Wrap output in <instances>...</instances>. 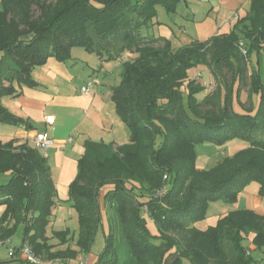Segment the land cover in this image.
Wrapping results in <instances>:
<instances>
[{"label": "trees", "instance_id": "1", "mask_svg": "<svg viewBox=\"0 0 264 264\" xmlns=\"http://www.w3.org/2000/svg\"><path fill=\"white\" fill-rule=\"evenodd\" d=\"M180 1H1L0 122L28 125L2 98L20 95L16 85L36 87L37 66L51 57L69 60L72 49L82 47L106 60L127 57L112 99L130 130V142H85L69 186L79 214L78 249L54 250L68 243L69 230L54 232L58 244L46 236L57 192L47 157L27 143L0 141V173L12 174L0 185V205H7L0 238H11L22 227V244L29 242L50 263L76 259L90 252L103 226L102 205L108 204L116 224L105 233V248L92 264H183L184 258L192 264H264L243 245L252 233L255 247L264 252V215L255 210L231 211L208 230L195 226L210 202H236L253 180L264 195V78L256 66L248 74L253 52L264 48V0H251L249 12L229 31L206 40L173 47L165 36L143 33L159 5L176 13ZM198 66H206L216 84L204 98L197 94L207 87L189 73ZM237 84L261 92L256 114L235 111ZM158 137L162 143L157 146ZM233 139L248 146L209 169L197 165V145H224ZM159 189L162 193L156 195ZM169 230L182 232V240ZM0 264L32 263L17 250Z\"/></svg>", "mask_w": 264, "mask_h": 264}, {"label": "crops", "instance_id": "2", "mask_svg": "<svg viewBox=\"0 0 264 264\" xmlns=\"http://www.w3.org/2000/svg\"><path fill=\"white\" fill-rule=\"evenodd\" d=\"M1 1L2 0H0V10L2 7ZM209 1H211V8L217 11L219 15H222V17L225 18L226 22H228V20L232 18V16L236 13L240 14V17L247 14L250 10L251 4V0ZM184 2H187V0H181L179 2V5H182ZM179 5L177 13L181 11ZM226 22L224 23V25L226 24ZM231 27L232 26H230L229 29L226 30L224 29L225 26H220L213 35L219 32L229 31ZM166 35L167 36L165 37L170 39L169 36H171V31L168 30V33ZM181 40L180 43H174L172 40L171 42L174 46L177 47L180 46V44L185 45L192 41L191 38H185ZM79 48L82 47H77V49ZM74 49L75 47L72 49V56L69 60H66L64 62H57L56 60H52V58H49L44 66H40L43 67L41 68L43 69L42 71L47 73V76L50 77V80H47L48 82L42 81V77L37 75V69L35 68L33 71V77L38 82V85L36 87L16 85L17 90L20 91V95L4 96L2 98V104L10 112L23 118L28 125L24 124L16 126L0 122L1 132L5 128L4 125H11L10 127L6 128V133H0L3 134L0 135L3 136L0 137V141L7 142L14 139L17 141V144L27 143L29 146L35 148L33 140L38 132H47L54 140V144L49 150V156L47 157L48 164L51 169L52 178L55 182L57 190L54 197L55 203L52 208L57 207V199H60V201L64 203H69L72 206V201L69 197V186L76 177L78 160L84 152V145L86 141L91 140L96 142H108L109 140H112L111 142H114L117 138L119 141L124 142V139H121L122 133H119L118 135V133L115 132L118 127L120 128L118 132L122 131L123 126L122 124H120L118 118L114 116L115 102H113L112 98L110 97L112 96V87L117 84L109 87L111 88V90H109V88L104 87V81L102 80L99 81L98 84H96L95 89L93 88L94 90H91L90 93L82 94L80 92V88L85 85L84 83L80 85L81 87L77 86L76 91L74 92V88L70 85L69 79H67L66 82H63V80L61 79L67 75L64 72H68V69H70V65H72V63H74V65H72V68L74 70L77 69L79 63L76 62V60L79 59V56L85 58L83 59V62H86L88 64L87 68L83 67L84 71L88 70V67L90 68L91 63L96 61V58L92 52H89L84 48L83 49L86 52H80V50L74 52ZM122 57L123 59H119L124 62L126 60V57ZM98 58L100 63V70L103 71L104 68H107V66L110 65V61L99 56ZM105 74H108L107 70ZM43 84H46L47 86H49V88L44 87ZM40 88L44 90H41ZM107 111L108 113H110L111 118H109ZM47 115L54 116L55 120L53 124L47 123V121L45 120V117ZM104 121L110 122V126L105 127L106 125H103ZM112 138L115 139L113 140ZM237 151L233 152L236 153ZM233 152L227 156L233 155ZM9 174V172L0 173V183L7 182L10 179ZM59 188L63 190L61 198L58 197ZM241 197L243 198L244 205H242V207L239 206L240 208L252 209L257 213L260 212L259 214L264 215V204L262 200H258V198H255L253 194L245 190L242 192V196L240 195V199ZM64 203L60 205L62 206ZM13 223L14 221L11 220L7 224L9 225V227H11ZM18 232L21 233V237L19 241H16V234ZM10 239L13 246L19 247L23 241L22 227H19ZM49 242L53 244L59 243L55 242V240L52 239H50ZM67 246L70 245L66 243L64 245H61L59 249H65ZM71 248L75 249L76 246H73ZM83 255L87 257V264H91L94 262L95 256H90V253H80L78 254L76 259H68L64 262H66L67 264H81L80 262ZM60 262L62 263L63 261H59L58 263Z\"/></svg>", "mask_w": 264, "mask_h": 264}, {"label": "rangeland", "instance_id": "3", "mask_svg": "<svg viewBox=\"0 0 264 264\" xmlns=\"http://www.w3.org/2000/svg\"><path fill=\"white\" fill-rule=\"evenodd\" d=\"M179 7L181 10L180 12L168 13L162 5H159L157 9V15L153 18V20L149 22L147 26L143 28V33L152 35L154 37H159V36H167L166 34L168 33V30H170L171 31V36H169L170 39L174 43H180V40L185 38H191L192 41L206 40L212 37L220 26L222 27L225 26L224 29L227 30L229 29L230 26L234 24V22L230 23L231 18L228 20V22H226L225 18H223L222 15H219L217 11L213 10L211 8V1L209 0H187V2H184L182 5H179ZM238 15L240 17V14ZM234 16L235 14L232 17ZM224 21L226 22L225 25H224L225 23ZM181 45L183 44H180V46ZM172 46L174 45L172 44ZM77 50H80V52H86L83 48L77 49V47H75L74 52H76ZM93 54L96 58V61L91 63L90 68L88 67V70L85 71L83 70V67L87 68L88 64L86 62H83V59L85 58L79 56V59L76 60V62L79 63L77 69L74 70L72 68L73 67L72 65H74V63H72V65H70V69H68V72H64L67 75L61 79L63 80V82H66V80L69 79V83L74 88V92L76 91L77 86L81 87L80 86L81 84L83 83L86 84V82L90 78L91 79L97 78L99 81L103 80L105 88H109L115 84L118 85L121 83L122 72L124 70V62H122L120 59L108 60L110 61L109 62L110 65H108L107 68H104V70L101 71L99 58L96 55V53ZM51 58L52 60L61 62L58 61L55 57H51ZM249 61H250L249 64L250 68L248 70V74H250L251 72V66H256L261 77L264 78V48L261 49L260 52L254 51ZM41 68L43 67L40 66L36 67L37 75L42 77L43 82H48L47 80H50V77H48L47 73L42 71L43 69ZM106 70L108 71V74H105ZM89 73L91 76L89 75ZM189 73L192 77H195L199 83L207 87V90L201 91L197 94L199 98H204L208 92H214L216 90L215 80L206 66H198L192 68L190 69ZM248 74H247V79L250 80ZM71 78L74 79L72 80ZM43 86L49 88V86H47L46 84H43ZM95 86L96 84L93 87L94 89ZM93 88L92 90H94ZM248 88L249 85H246L245 87H242L240 89L238 84L235 86L233 107L235 111L238 113L256 114L261 102V92L250 91ZM40 89L44 90L42 88ZM109 90H111V88H109ZM183 91L185 95L184 101L186 102L185 87L183 88ZM110 97L112 98V96ZM114 108H115L114 116L118 118L120 124H122L123 126L122 131L118 132L120 130V128L118 127L119 129L117 128L115 132L118 133V135L119 133L120 134L122 133L121 139H124V142H121L116 138L114 143L115 145H124L130 142V130L127 124L118 115L116 104H114ZM107 114L109 115V118H111V115L110 113H108V111ZM109 123L110 122L104 121L103 125H106L105 127H108L110 126ZM4 126L5 128L2 130V132L6 133V128L10 127L11 125H4ZM123 130H124V135H123ZM2 132L0 130V133ZM111 141L109 140L108 142L105 143H111ZM161 143H162V137H158L156 141V145L157 146L161 145ZM245 146H248V143L240 139H233L229 141V143H227L226 145H215L212 143L199 144L196 147L197 165L201 168L209 169L214 165H216L217 163H219L224 157H226L233 151H237V150L239 151L241 149H244ZM9 175L11 179L12 174L10 173ZM10 179L5 183H0V185L7 184L10 181ZM260 189H261L260 183L258 181L253 180L246 185L243 191L245 190L253 194L255 198H258V200H262L264 204V195L260 194ZM243 191L239 193L236 202H228L222 199L210 202L207 207V213L205 218L196 222L195 226L201 230H208L211 227L216 226L219 220L222 217L228 215L231 211L240 209V207L244 205L243 198L241 197L240 199V195L242 196ZM159 192H161V189L156 191V195H160ZM58 193H59L58 197L61 198L63 194V190L59 188ZM141 199L146 200L147 197H143ZM62 203L64 202L60 201V199H57V207L52 208L53 214L51 215V219L46 226V236L49 239L55 240V242L58 243L60 240L55 238L54 232L69 230V233L67 234L68 244L71 247L76 246V248H78L76 245L79 239V226H80L78 211L76 210V208L71 206V204L64 203L61 206L60 204ZM0 207H4V208H0L1 211L0 217H1L6 212L7 205L1 204ZM144 209L146 212L149 211L147 206H145ZM102 212H103V226H101L99 231H97V233L95 234L94 239L92 241L91 250L89 252L90 256H95L94 261L98 259V257L105 248V243H106L105 233H108V231H110V229H112L113 226L116 224V214L114 208H112L108 204L104 206L102 205ZM150 225L153 230L156 229L155 224L152 221ZM168 233L180 240H182L183 238L182 232L169 230ZM20 237H21V233L18 232L16 234V241L17 240L19 241ZM243 245L250 250L251 254L255 258L264 259V252L263 251L260 252V250H258L253 243L252 233L244 238ZM60 247L61 245H57L55 250L57 248L59 249ZM8 249L9 248L7 245L0 244V261L11 258ZM42 258L44 260V264H67L64 261L62 263L61 262L58 263L59 261H53L50 263L46 259V257H42ZM86 258L87 257L83 255L80 263L87 264ZM167 264H169V262ZM183 264H192V262L188 258H184Z\"/></svg>", "mask_w": 264, "mask_h": 264}, {"label": "built area", "instance_id": "4", "mask_svg": "<svg viewBox=\"0 0 264 264\" xmlns=\"http://www.w3.org/2000/svg\"><path fill=\"white\" fill-rule=\"evenodd\" d=\"M239 15L238 13L235 14L234 17H232L230 19V23H235L238 19ZM240 49L242 50V52L244 54L247 53L246 48L243 46V43H240ZM120 59H123V57H120ZM99 80L97 78L94 79H90L86 82L85 85H83L80 88V92L82 94H88L90 93V91L92 90V88L94 87L95 84H98ZM45 120L47 121V123L49 124H53L54 123V116L52 115H47L45 117ZM34 146L35 148L40 152V154L44 157H48L49 156V150L51 149V147L54 144V140L53 138L47 133V132H38L36 134V136L34 137ZM162 193L159 192V194ZM0 244H4L7 245L9 248V253L10 255L16 253V251L18 250V252L30 263L32 264H44V260L42 257H40L39 255H37L34 250L32 249L31 245L29 244V242H24L22 245H20V247H16L13 246L11 244V239L10 238H0Z\"/></svg>", "mask_w": 264, "mask_h": 264}]
</instances>
